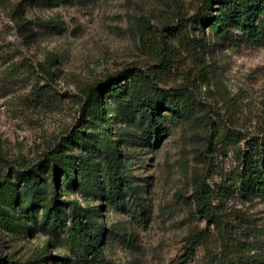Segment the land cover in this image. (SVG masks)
I'll use <instances>...</instances> for the list:
<instances>
[{
    "label": "rangeland",
    "instance_id": "1",
    "mask_svg": "<svg viewBox=\"0 0 264 264\" xmlns=\"http://www.w3.org/2000/svg\"><path fill=\"white\" fill-rule=\"evenodd\" d=\"M24 1L3 0L0 5V183L7 177L21 188L14 171L29 172L33 166H40L39 178H46L50 164L45 155L56 145L78 161L101 162L92 147L84 150L85 137L93 134L104 144H117L122 171L143 192L137 214L76 191L65 196L103 229L106 260L178 264L187 238L200 233L201 244L188 264H213L220 240L197 214L191 195L199 176L209 177L213 187L225 181L236 167L233 152L225 147L219 153L209 150L210 128L197 111L176 124L165 123L170 132L150 143L134 140L133 130L118 120L107 99V123L96 127L93 107L89 116L84 111L83 92L138 68L155 74L163 88L192 90L209 106L210 115L232 131L262 136L264 46L229 41L214 28L197 27L190 32L196 51L188 53L165 30L183 16L195 15L204 0H65L49 8ZM46 22L57 28L45 27ZM147 26L163 36L168 60L163 66L154 52L157 46L153 51L144 48L141 30ZM152 38L146 35L144 40ZM228 205L235 216L236 248L245 261L264 264V201L236 195ZM25 216L18 209L17 217ZM41 217L27 230L0 224V254L14 264H77L64 232L44 225Z\"/></svg>",
    "mask_w": 264,
    "mask_h": 264
},
{
    "label": "trees",
    "instance_id": "2",
    "mask_svg": "<svg viewBox=\"0 0 264 264\" xmlns=\"http://www.w3.org/2000/svg\"><path fill=\"white\" fill-rule=\"evenodd\" d=\"M63 1L25 0L23 3L31 7L49 8ZM23 3L17 6L18 10ZM2 4L3 0H0ZM43 25L57 28L51 22ZM197 27L214 28L229 41L238 38L243 44L263 47L264 0H204L195 15L191 18L183 16L177 26L166 28L165 31L178 38L188 53H193L196 43L190 32ZM145 30H141L144 48L153 51L154 46H157L154 52L163 66L168 61L164 54L163 36L157 28L147 26ZM146 35L153 37L154 41L153 38L150 42L144 40ZM82 98L86 104L85 113L88 110L87 116L91 114L90 107H93L91 115L96 127L107 123L106 101L109 99L112 106L116 107L118 120L133 130L134 140L150 143L170 132L169 128L164 127L165 123L176 124L190 113H201L210 128L209 150L219 153L220 147L229 148L234 154L236 167L218 187L208 183L209 177L199 176L194 181L191 199L196 203L199 217L215 228L220 240L219 257L213 264H251V261L243 259L240 247L236 248V228L232 222L235 216L228 204L236 195L244 200L254 196L264 201V133L262 136L248 137L232 131L210 115L209 106L199 101L192 90L163 88L155 74L145 73L138 68H128L109 76L107 85L102 83L88 87ZM92 135H87V140H83L87 142L84 150L88 151L89 146L92 147L101 162L95 163L91 159L78 161V158L65 152L64 146L56 145L45 155L50 164L46 178H39L40 166H33L24 173L14 171V176L22 184L19 189L5 177L0 183V224L16 230H27L31 221L35 222L42 216L44 225L64 232L67 246L73 252L77 264H110L101 247L103 229L87 217L86 211L77 201L65 196L68 192L76 191L87 197L105 199L114 208L124 207L137 214L142 210L143 192L122 171L117 144L110 141L104 144ZM18 209L24 210V218L17 217ZM201 241L200 233L190 235L178 264H188ZM0 264L14 263L0 254Z\"/></svg>",
    "mask_w": 264,
    "mask_h": 264
}]
</instances>
